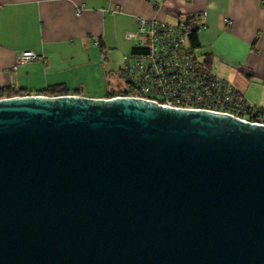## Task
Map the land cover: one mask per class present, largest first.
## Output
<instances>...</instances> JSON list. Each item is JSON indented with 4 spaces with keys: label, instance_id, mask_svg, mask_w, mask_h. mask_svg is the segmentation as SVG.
<instances>
[{
    "label": "water",
    "instance_id": "95a60500",
    "mask_svg": "<svg viewBox=\"0 0 264 264\" xmlns=\"http://www.w3.org/2000/svg\"><path fill=\"white\" fill-rule=\"evenodd\" d=\"M0 264H264V125L127 97L0 99Z\"/></svg>",
    "mask_w": 264,
    "mask_h": 264
},
{
    "label": "crops",
    "instance_id": "0c3cea01",
    "mask_svg": "<svg viewBox=\"0 0 264 264\" xmlns=\"http://www.w3.org/2000/svg\"><path fill=\"white\" fill-rule=\"evenodd\" d=\"M138 18L169 25L195 18L197 51L211 56L210 72L264 109V0H0V89L40 95L61 87L108 98L97 65L108 60L107 73L120 72ZM24 51L37 59L16 66Z\"/></svg>",
    "mask_w": 264,
    "mask_h": 264
},
{
    "label": "built area",
    "instance_id": "2783aa9c",
    "mask_svg": "<svg viewBox=\"0 0 264 264\" xmlns=\"http://www.w3.org/2000/svg\"><path fill=\"white\" fill-rule=\"evenodd\" d=\"M126 38L135 41V49L145 54L123 57L120 72L127 88L112 98H136L162 107L205 110L264 125V116L254 117L259 112L257 108L250 107L228 81L206 70L202 57L189 48L183 25L138 18L136 30L128 32ZM36 59V54L24 51L16 56L15 65Z\"/></svg>",
    "mask_w": 264,
    "mask_h": 264
},
{
    "label": "trees",
    "instance_id": "16d2710c",
    "mask_svg": "<svg viewBox=\"0 0 264 264\" xmlns=\"http://www.w3.org/2000/svg\"><path fill=\"white\" fill-rule=\"evenodd\" d=\"M186 30V38H187V44L189 45V48L192 50H199L201 48L199 40H198V30L199 26L197 24V21L195 18H188L187 22L183 25ZM147 53V52H146ZM198 53V51H197ZM131 54H145V51L133 49ZM198 53L197 55H199ZM203 59L204 66L207 71H210V65H211V56L206 55H199ZM119 76L123 78L121 75V72H119ZM123 90H112L107 94L108 98H112L118 94H121ZM40 95H47V96H59V95H68V92L66 89L61 87H55V88H48L47 90L41 92ZM14 96H24L20 91H15L11 89H0V99L2 98H9ZM252 107V106H250ZM255 108L256 107H252ZM259 112L254 117H262L264 116V109L263 108H257ZM249 115L250 112L248 111ZM252 116V113H251ZM253 117V116H252Z\"/></svg>",
    "mask_w": 264,
    "mask_h": 264
},
{
    "label": "rangeland",
    "instance_id": "374dc122",
    "mask_svg": "<svg viewBox=\"0 0 264 264\" xmlns=\"http://www.w3.org/2000/svg\"><path fill=\"white\" fill-rule=\"evenodd\" d=\"M108 62V60H107ZM107 62H104V60L102 59V65H97V71L99 72H103V70H105V74H104V79L106 82V87L108 92L112 91V90H124L127 88V84L125 79L121 78L118 74H114V72L111 73H107L109 72L108 69L106 68ZM123 63V61H122ZM122 68V66H121ZM110 83V84H109ZM109 84V85H107ZM239 93H241L240 91H238ZM256 108H259L258 106H255Z\"/></svg>",
    "mask_w": 264,
    "mask_h": 264
}]
</instances>
